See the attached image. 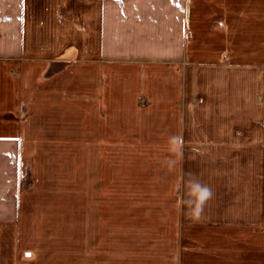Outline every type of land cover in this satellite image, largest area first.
Masks as SVG:
<instances>
[{
	"label": "crops",
	"instance_id": "0c3cea01",
	"mask_svg": "<svg viewBox=\"0 0 264 264\" xmlns=\"http://www.w3.org/2000/svg\"><path fill=\"white\" fill-rule=\"evenodd\" d=\"M219 1L0 0V264H40L33 250H24L22 238L6 234L20 214L26 141L65 145L56 141L68 136L57 140L56 131H70L64 124L75 121L71 116H78L84 132L82 146L120 143L103 142L100 133L123 130L120 116H126L125 131H134L128 145H184L200 130L152 123L151 116L153 108L160 115H182L180 105L194 106L181 65L187 61L192 75V67L204 65L193 60V34L200 12L206 25L211 15L216 18ZM30 129L53 134L33 139ZM210 131L218 138L226 130ZM256 132L249 144L264 146V126L257 124ZM247 134L243 129L244 143ZM248 172L239 177L240 186L224 188L235 197L224 203L223 223H215L224 227L222 246L211 238L201 252L198 244L175 238L165 254H144V264H264V168ZM80 264H104L103 238H83Z\"/></svg>",
	"mask_w": 264,
	"mask_h": 264
},
{
	"label": "rangeland",
	"instance_id": "374dc122",
	"mask_svg": "<svg viewBox=\"0 0 264 264\" xmlns=\"http://www.w3.org/2000/svg\"><path fill=\"white\" fill-rule=\"evenodd\" d=\"M219 2L211 24L200 12L193 34V60L204 65L192 67L193 75L187 61L181 65L194 106L180 105L182 115L153 108L151 116L157 124L199 125L184 145H128L135 139L134 131H125L126 116L118 121L120 132H100L103 142L118 144L79 145L78 116L64 124L70 131H56L57 140L68 136L56 141L65 145L26 141L20 214L6 234L22 238L40 264H80L83 238H103L104 264H144V254H165L175 238L198 244L201 252L211 238L223 245L224 227L215 223H223L224 203L235 197L224 188L240 186L239 177L254 174L256 165L264 168V146L251 145L257 124L264 126V0ZM198 6L203 11L206 5ZM218 126L226 131L215 138L210 130ZM245 128L247 143L240 140ZM29 131L33 139L53 134ZM197 181L214 193L199 217L195 203H187L195 202L190 182Z\"/></svg>",
	"mask_w": 264,
	"mask_h": 264
},
{
	"label": "clouds",
	"instance_id": "9594fccd",
	"mask_svg": "<svg viewBox=\"0 0 264 264\" xmlns=\"http://www.w3.org/2000/svg\"><path fill=\"white\" fill-rule=\"evenodd\" d=\"M190 186H191V191L195 194L196 199L195 202L193 200H188L187 203L189 205L195 203L194 212L195 215L199 217V215L203 211L204 203L207 200L211 199L214 193L209 186L204 185L198 181L190 182Z\"/></svg>",
	"mask_w": 264,
	"mask_h": 264
}]
</instances>
